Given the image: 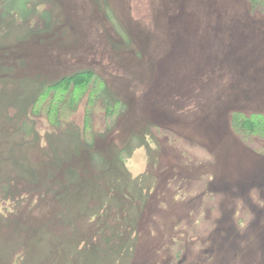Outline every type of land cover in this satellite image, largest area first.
I'll return each instance as SVG.
<instances>
[{
    "label": "rangeland",
    "instance_id": "rangeland-1",
    "mask_svg": "<svg viewBox=\"0 0 264 264\" xmlns=\"http://www.w3.org/2000/svg\"><path fill=\"white\" fill-rule=\"evenodd\" d=\"M236 112L264 0H0V264H264Z\"/></svg>",
    "mask_w": 264,
    "mask_h": 264
},
{
    "label": "trees",
    "instance_id": "trees-1",
    "mask_svg": "<svg viewBox=\"0 0 264 264\" xmlns=\"http://www.w3.org/2000/svg\"><path fill=\"white\" fill-rule=\"evenodd\" d=\"M80 84L87 83V80H79ZM60 88L61 93L67 88L65 81L59 83L57 87ZM55 103L58 104L60 101V96L55 93ZM76 99H72L71 106L75 107ZM68 104H70V98H67ZM46 104V103H45ZM71 107V108H72ZM88 118H85L84 121V130L87 132L90 128L91 121L87 120ZM49 122L51 119H49ZM231 128L234 132V134L238 137V139L247 147H250L249 145L253 144V141L258 138H264V114H245V113H239L236 112L232 116L231 120Z\"/></svg>",
    "mask_w": 264,
    "mask_h": 264
}]
</instances>
